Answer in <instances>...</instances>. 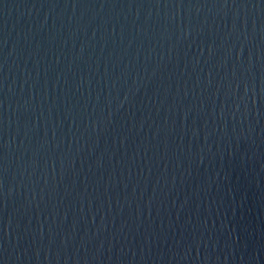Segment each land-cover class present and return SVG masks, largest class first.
I'll list each match as a JSON object with an SVG mask.
<instances>
[{
    "label": "water",
    "instance_id": "water-1",
    "mask_svg": "<svg viewBox=\"0 0 264 264\" xmlns=\"http://www.w3.org/2000/svg\"><path fill=\"white\" fill-rule=\"evenodd\" d=\"M0 264H264V0H0Z\"/></svg>",
    "mask_w": 264,
    "mask_h": 264
}]
</instances>
